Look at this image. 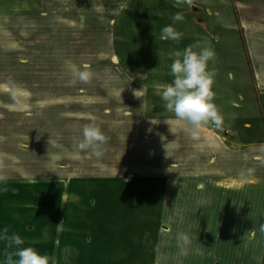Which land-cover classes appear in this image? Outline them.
<instances>
[{
    "label": "rangeland",
    "instance_id": "1",
    "mask_svg": "<svg viewBox=\"0 0 264 264\" xmlns=\"http://www.w3.org/2000/svg\"><path fill=\"white\" fill-rule=\"evenodd\" d=\"M127 2L0 0V226L51 264H264V0H199L221 123L194 138L118 29Z\"/></svg>",
    "mask_w": 264,
    "mask_h": 264
},
{
    "label": "clouds",
    "instance_id": "2",
    "mask_svg": "<svg viewBox=\"0 0 264 264\" xmlns=\"http://www.w3.org/2000/svg\"><path fill=\"white\" fill-rule=\"evenodd\" d=\"M173 23L180 20L179 14L171 17ZM180 33L175 31L171 24L160 30V39L178 41ZM196 46H186L182 52L173 51L172 56L178 57L170 64V72L173 79L170 83L163 85L160 93L165 102L164 107L173 113L174 118L186 124L189 134L194 138L202 125L211 123L218 127L221 116L216 105L212 102V73L208 71V62L213 57V52L208 48L193 50ZM71 79L69 83L77 81H88L93 73L88 64H82L79 68L69 65ZM137 90L133 95L137 97ZM121 94V93H120ZM167 124V122H165ZM104 135L95 124H86L82 128V139L77 143V149H90L93 155L99 156L100 146L104 142ZM7 177L0 174V183L6 181ZM260 231L264 232V224L260 225ZM180 239L186 244L187 237L181 235ZM10 242L14 246L22 244L21 238L12 234ZM14 264H51L50 257L28 247H17Z\"/></svg>",
    "mask_w": 264,
    "mask_h": 264
},
{
    "label": "crops",
    "instance_id": "3",
    "mask_svg": "<svg viewBox=\"0 0 264 264\" xmlns=\"http://www.w3.org/2000/svg\"><path fill=\"white\" fill-rule=\"evenodd\" d=\"M198 2L199 0H128L124 5L122 16L117 21L118 29L129 38L149 41L146 43L148 47H145V49L149 50L148 53L134 51V55H138L139 65L148 63L146 66L154 77H151V82L156 80L164 84L163 77L173 78L170 72V64L174 59H178V57L171 55L173 51L182 52L189 45H195L196 47L193 49L195 51H199L200 48H208L210 50L215 48L212 36L207 35L200 27L199 19L202 18V15H200V11H197L200 8V3ZM176 14H179L181 19L173 23L171 17ZM179 23H184L186 26L182 27ZM169 24L181 34L178 41L160 39L161 28ZM251 45L249 48L251 56L253 54L260 55L263 60L264 34H262L260 40L257 39ZM117 51L121 53L120 47H117ZM143 54L149 56L147 60L142 58ZM118 56L120 57V54ZM135 64L137 65L136 60ZM253 68L257 80L263 82L264 67L260 66L259 68L254 64ZM158 85L161 84L157 83L155 87H158ZM3 228V225L0 226V264H14L16 248L28 247L30 245L29 240L28 237L25 239L21 238L22 244L14 246L10 242L12 234L6 232ZM194 246L198 247V244L196 243ZM188 262L197 263L198 260H189Z\"/></svg>",
    "mask_w": 264,
    "mask_h": 264
}]
</instances>
